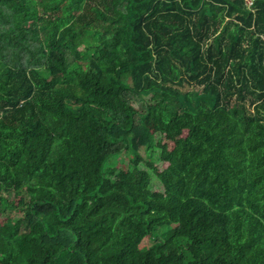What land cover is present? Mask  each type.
<instances>
[{
    "label": "trees",
    "instance_id": "obj_1",
    "mask_svg": "<svg viewBox=\"0 0 264 264\" xmlns=\"http://www.w3.org/2000/svg\"><path fill=\"white\" fill-rule=\"evenodd\" d=\"M0 264H264V0H0Z\"/></svg>",
    "mask_w": 264,
    "mask_h": 264
},
{
    "label": "rangeland",
    "instance_id": "obj_2",
    "mask_svg": "<svg viewBox=\"0 0 264 264\" xmlns=\"http://www.w3.org/2000/svg\"><path fill=\"white\" fill-rule=\"evenodd\" d=\"M195 89H198V88L190 87V88H188V89H186V90H187V91H188V90H189V91H190V90H194V91H195ZM201 118H202L201 115H199V116H196L195 120H196V121H201ZM147 124L150 126V129L153 130V128H154L153 124H152L150 121H148ZM186 125L190 127V126H191V122L187 121V122H186ZM189 138H190V133H189V131H188V128H185L184 130H182V131H180L179 133H177V134L174 136L173 140L167 142V144H169V147H171L172 144H173L175 141H177V140H179V139H189ZM128 160H129V159H127L126 162L124 161L125 163H122V165L119 166L120 169H122V171H123L124 173L126 172V167H127V162H128ZM159 167H163V165H160Z\"/></svg>",
    "mask_w": 264,
    "mask_h": 264
},
{
    "label": "built area",
    "instance_id": "obj_3",
    "mask_svg": "<svg viewBox=\"0 0 264 264\" xmlns=\"http://www.w3.org/2000/svg\"><path fill=\"white\" fill-rule=\"evenodd\" d=\"M256 0H244L246 6H251Z\"/></svg>",
    "mask_w": 264,
    "mask_h": 264
}]
</instances>
